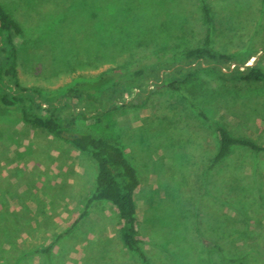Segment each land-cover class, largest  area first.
<instances>
[{
  "label": "rangeland",
  "instance_id": "374dc122",
  "mask_svg": "<svg viewBox=\"0 0 264 264\" xmlns=\"http://www.w3.org/2000/svg\"><path fill=\"white\" fill-rule=\"evenodd\" d=\"M75 1L0 0L23 29L15 39L23 87L53 93L114 71L110 85L156 53L171 62L206 36L218 53L257 52L249 63L264 54V0H122L131 12L120 29L131 44L112 36L99 51L90 39L103 24ZM180 93L157 90L138 108L112 109L77 129L116 143L135 169L149 264H264V151L235 147L208 169L215 134L182 98L264 146V83L235 87L199 72ZM94 176V164L69 144L24 125L16 110L0 114V264H138L122 248L112 205L92 202L77 220ZM58 235L48 255L34 252Z\"/></svg>",
  "mask_w": 264,
  "mask_h": 264
},
{
  "label": "trees",
  "instance_id": "16d2710c",
  "mask_svg": "<svg viewBox=\"0 0 264 264\" xmlns=\"http://www.w3.org/2000/svg\"><path fill=\"white\" fill-rule=\"evenodd\" d=\"M106 4L95 0H78L86 19L99 20L101 29L93 26L90 43L99 51L108 49L110 37L119 45L128 46L131 40L123 35L119 24L131 12L130 6L124 7L122 0H106ZM77 0L75 1V3ZM122 4V5H120ZM203 13L207 22L208 11ZM94 17L92 18L91 17ZM127 25L131 28L128 21ZM85 29V28H84ZM86 30V29H85ZM94 34V35H93ZM24 35L20 23L14 18L7 6L0 2V114L16 110L21 122L32 128L72 146L84 154L95 168L92 191L81 217L92 202H107L115 209L119 239L124 251L133 254L138 264H149L147 256L139 244V222L136 216L134 194L139 179L133 166L126 159L123 150L116 143L77 129V123L97 119L104 112L118 107L138 108L145 103L144 97L157 90L180 93V88L192 80L199 72L212 73L224 83L235 87L252 86L264 83V54L257 52L245 56L218 53L210 46L209 37L201 44L186 48L173 54L168 62L165 52L156 53L149 64L140 63L129 71L120 81L112 82L114 71L101 75L95 80H80L65 89L53 93H43L36 87H23L16 71V38ZM116 41V40H115ZM115 46L118 42L114 43ZM232 66V67H231ZM194 115L212 128L216 137V152L208 166L212 169L220 164L235 147L245 148L253 153L264 151V146L255 141L233 135L226 125L207 116L203 109L182 96ZM61 236H56L35 253L48 255L50 249ZM237 264H242L237 261Z\"/></svg>",
  "mask_w": 264,
  "mask_h": 264
},
{
  "label": "built area",
  "instance_id": "2783aa9c",
  "mask_svg": "<svg viewBox=\"0 0 264 264\" xmlns=\"http://www.w3.org/2000/svg\"><path fill=\"white\" fill-rule=\"evenodd\" d=\"M232 67V66H231Z\"/></svg>",
  "mask_w": 264,
  "mask_h": 264
}]
</instances>
